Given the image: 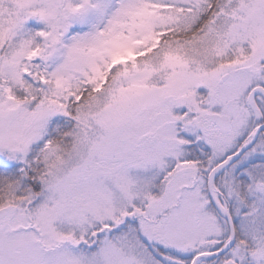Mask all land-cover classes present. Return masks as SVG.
<instances>
[{"label":"snow or ice","instance_id":"6c2138e0","mask_svg":"<svg viewBox=\"0 0 264 264\" xmlns=\"http://www.w3.org/2000/svg\"><path fill=\"white\" fill-rule=\"evenodd\" d=\"M0 264H264V0H0Z\"/></svg>","mask_w":264,"mask_h":264}]
</instances>
